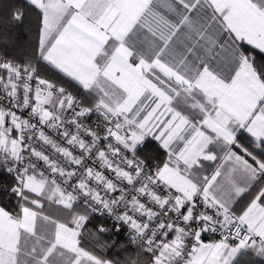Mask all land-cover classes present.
Returning <instances> with one entry per match:
<instances>
[{
    "label": "snow or ice",
    "instance_id": "1",
    "mask_svg": "<svg viewBox=\"0 0 264 264\" xmlns=\"http://www.w3.org/2000/svg\"><path fill=\"white\" fill-rule=\"evenodd\" d=\"M11 20L33 39L0 49V264H264V0Z\"/></svg>",
    "mask_w": 264,
    "mask_h": 264
},
{
    "label": "trees",
    "instance_id": "2",
    "mask_svg": "<svg viewBox=\"0 0 264 264\" xmlns=\"http://www.w3.org/2000/svg\"><path fill=\"white\" fill-rule=\"evenodd\" d=\"M22 2L23 0H0V33L10 32L15 41L11 46H0V49L6 48L7 55L19 59H23L29 51L33 39L30 32V21L26 20L24 24L17 25L11 20L13 11L19 8ZM146 154L154 155L151 151Z\"/></svg>",
    "mask_w": 264,
    "mask_h": 264
}]
</instances>
